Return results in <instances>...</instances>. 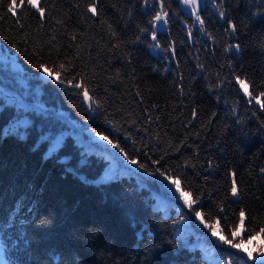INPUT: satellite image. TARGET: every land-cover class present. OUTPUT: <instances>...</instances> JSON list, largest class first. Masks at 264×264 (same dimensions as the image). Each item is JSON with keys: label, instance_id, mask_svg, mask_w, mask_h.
I'll return each mask as SVG.
<instances>
[{"label": "trees", "instance_id": "16d2710c", "mask_svg": "<svg viewBox=\"0 0 264 264\" xmlns=\"http://www.w3.org/2000/svg\"><path fill=\"white\" fill-rule=\"evenodd\" d=\"M9 2L0 0V220L18 199L33 211L24 214L29 250L17 222L0 233V264H49L52 251L63 264H254L194 212L178 223L191 210L169 198L175 186L166 194L163 177L149 182L128 161L178 179L205 223L219 220L218 235L255 255L264 244V109L247 103L234 77L253 96L264 92V24L253 18L264 0H203V26L177 0H40L43 19L27 4L9 14ZM157 13L167 22L152 23ZM236 43L239 55L225 51ZM17 123L22 137L4 134ZM177 235L189 241L179 252Z\"/></svg>", "mask_w": 264, "mask_h": 264}, {"label": "snow or ice", "instance_id": "6c2138e0", "mask_svg": "<svg viewBox=\"0 0 264 264\" xmlns=\"http://www.w3.org/2000/svg\"><path fill=\"white\" fill-rule=\"evenodd\" d=\"M178 2H179V0H178ZM200 2H201V0H182V4L184 6H190V13L189 14L190 15H197V20H199L200 25L203 26L204 20L200 19L199 15H198V5ZM223 2H224V0H220V4H216L215 7L220 8L221 4H223ZM25 4H27L32 9H34L39 14L41 19L44 18L45 9L43 7H40V0H10V2L7 4V11L9 14L14 15L17 12L18 8L20 10H22L23 7L25 6ZM161 7H163V5H161ZM87 10L95 15L96 14L95 3L88 4ZM165 16H166V14L162 15L161 13H157L156 16L153 18L152 23H155L157 21H163L164 23H166L167 21L165 19ZM219 17L221 19L225 18L224 11L219 12ZM253 18L257 23L264 24V14H261V13L254 14ZM226 23L228 24V29H226V31H229V33L234 36V34L237 31L236 25L234 23H232L231 21H226ZM21 27H23V25H21ZM141 31H147V29H142ZM73 39H75V37H73ZM152 40L156 41V30L155 29L152 32ZM151 47L158 49V48H160V44H159V42H157L154 45H152ZM240 49H241V45L239 43H236V44L228 45L226 47L225 51L226 52L235 51L237 53V55H239ZM39 67L41 69H43V71L46 72L49 76L52 75V72H50L47 68H45L43 64L39 65ZM60 67L63 68L64 65H60ZM57 79H58L59 83H64V81L62 79H60L59 77H57ZM234 79H235V83L237 85H239L238 91L242 90L243 94L245 96L249 97L247 103L252 104L253 101H255V104L259 105L260 109H264V100L260 99V97H264V92H260L257 96H253V93L249 91V86H248V83L246 82V79H241V77L239 75H236L234 77ZM77 87H80V85H77ZM83 96L86 100L91 99L88 95L87 90H84ZM97 107H99V106H97ZM193 116H195V112H193ZM19 127H20V124L17 123L15 125H13L12 128L5 129L4 134L7 135L9 133H14V134L22 137L24 135V133L18 131ZM96 135L101 136L102 139L108 141L109 144L112 143V141L109 140L108 137L104 136L102 133H96ZM113 147L114 148H120V145H119V143H116L113 145ZM120 151L124 152L123 148H120ZM124 156H125V159H127V153H125ZM128 162L130 164H134V165L138 164L139 168L143 169L144 173H147V179L149 182L157 183V182H159V177H163V182H160V183H161V187L164 189L166 194L171 192V186H175V192L171 193V196L169 198L173 199V200H182L183 205L187 206V208L189 210H191L187 215L182 214L180 217V221H178V223L179 222L186 223L188 220L192 219L193 212H194L195 219L198 220L200 222V224H202L205 228H207L211 232L212 236L217 237L218 243L222 242L223 244L230 245L232 248L239 249L240 252L245 253L246 259L253 261L254 264H264V244H261L256 249H254V251H255V255H254L252 250L246 251L241 246V244L233 243L232 240L227 239L225 236L218 235V231H223V229L218 230L216 227V225L219 224V220H217L215 222V225L205 223L204 214L200 211H195L193 209V205H196L197 201L190 198L191 193L185 192L181 188L180 182L178 179H174L172 176L166 175L165 172L160 171L159 169H157L155 172L149 173L148 172V166L146 164L139 163L135 159L129 160ZM153 163H157V162L153 161ZM260 172L264 173V168H261ZM157 173H158V176H157ZM231 177H232L231 188H230L231 196L232 197H238L240 195V193H239V190L237 187L236 173L232 172ZM175 193H178L179 195L176 196ZM32 211H33V209L29 208L24 200L18 199L17 201H15L14 207H13V209L10 210L9 215L5 219L0 220V233H6V231L8 229L15 228L17 225V222L19 223L20 231H19V235H18V241H19V243H21L23 245L25 252H27L29 250L31 242H30L29 237L27 235L28 216H25L24 214H25V212H27L30 215ZM220 211L222 212L223 208H221ZM245 219H246V213L243 209H241L239 211V217H238L239 223L236 226L238 229L244 230ZM259 231H260V233H264V227H260ZM231 235L233 237L239 236L240 231H232ZM248 235L250 237H252L253 232L249 231ZM174 239L181 241V243L177 247V252H179L180 248H188L189 247V241L187 240L186 236L177 235L176 237H174ZM4 251H6V247L4 248ZM242 259H244V258H242ZM48 261H49V264H63L62 256L58 255L55 251H52L51 255L48 256ZM228 264H231V260L228 261Z\"/></svg>", "mask_w": 264, "mask_h": 264}, {"label": "water", "instance_id": "95a60500", "mask_svg": "<svg viewBox=\"0 0 264 264\" xmlns=\"http://www.w3.org/2000/svg\"><path fill=\"white\" fill-rule=\"evenodd\" d=\"M177 1H178V0H177ZM202 1H203V0H201L200 3H202ZM179 3H180V6L182 7L183 11H184L189 17H192V18L194 19V22L197 23L198 21H197V17H196V15H190V14H189V13H190V6H184V5L182 4V0H179ZM200 3H199V5H198V12H199V10H200ZM0 92L4 93V89H3V87H2L1 85H0ZM15 99L18 100V101H20V99L17 98V97H15ZM96 139H97V141H99L100 137H97Z\"/></svg>", "mask_w": 264, "mask_h": 264}]
</instances>
